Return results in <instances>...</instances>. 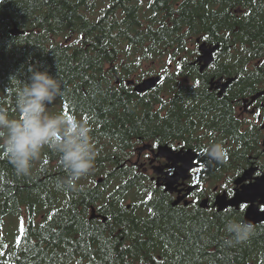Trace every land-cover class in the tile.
<instances>
[{"label":"trees","instance_id":"16d2710c","mask_svg":"<svg viewBox=\"0 0 264 264\" xmlns=\"http://www.w3.org/2000/svg\"><path fill=\"white\" fill-rule=\"evenodd\" d=\"M95 1L0 0V107L15 118L30 68L46 71L62 86L50 107L87 124L97 150L71 191L58 153L43 149L18 177L0 152V264H264V225L226 246L225 225L241 212L174 208L128 163L143 142L177 140L199 153L203 184L264 170V130L238 110L264 92V0ZM12 25L24 35L9 36ZM197 39L220 46L203 74L189 60ZM164 57L169 64L154 72ZM155 75L160 83L143 95L126 84ZM231 78L220 98L209 91L211 79ZM214 143L226 149L220 161L206 156ZM98 175L103 183H84Z\"/></svg>","mask_w":264,"mask_h":264},{"label":"clouds","instance_id":"9594fccd","mask_svg":"<svg viewBox=\"0 0 264 264\" xmlns=\"http://www.w3.org/2000/svg\"><path fill=\"white\" fill-rule=\"evenodd\" d=\"M29 72V82L15 93L16 117H10L7 109L0 107V152L18 177L30 175L43 149L58 153L59 163L67 172L61 185L65 190H74L76 182L93 169L97 157L90 128L63 113H50L49 106L61 94V82L46 71L30 68ZM225 154L222 143H214L206 150L207 158L215 161ZM224 231L229 234L224 244L231 247L246 242L254 226L244 219H231Z\"/></svg>","mask_w":264,"mask_h":264},{"label":"water","instance_id":"95a60500","mask_svg":"<svg viewBox=\"0 0 264 264\" xmlns=\"http://www.w3.org/2000/svg\"><path fill=\"white\" fill-rule=\"evenodd\" d=\"M7 33L11 37H18L24 34V32L18 29L16 25L8 29ZM196 43L198 44L199 55L192 65H198L199 72L203 73V71L213 64L214 53L219 50L220 46L218 44L207 45L205 42L200 43L199 39L196 40ZM160 81L161 77L155 75L145 78L137 83L134 80H129L126 84L127 86L133 87V92L137 95H143L155 90ZM234 81V78L227 79L226 81H223L222 79H211L209 85L211 90H219L218 96L221 97ZM263 94L264 92L256 94L251 99L250 103H253ZM261 129L264 130V125ZM149 148L150 146L144 145L140 147L138 151L141 153ZM154 157L165 158L168 162L166 167L174 170L173 174L170 176L165 174L166 177L164 179L163 187L165 188L164 191L166 193L171 195L176 193L179 195L178 198L172 202V206H177L197 188L196 185H193L187 187L185 190H181L179 189L181 185H178L179 181L182 180L184 182L190 178L188 175L189 171L199 167L197 164V154L192 150L175 152L167 145H163L158 147L157 153L154 154ZM257 171L258 168L253 166L244 170L242 174L234 180L232 196L228 197L225 192L216 195L213 205L216 207L217 212H223L228 208L238 211L243 205L244 211L242 219L250 221L254 227L257 225H264V171L260 175L255 176ZM155 174H163V168L156 167ZM98 182H102V179H99ZM214 191H216V189ZM182 193L184 194L181 195ZM187 204V202L184 203V205ZM207 207L208 201H201L200 208L206 209ZM94 217L95 213L92 210L91 218Z\"/></svg>","mask_w":264,"mask_h":264},{"label":"flooded vegetation","instance_id":"af4514ba","mask_svg":"<svg viewBox=\"0 0 264 264\" xmlns=\"http://www.w3.org/2000/svg\"><path fill=\"white\" fill-rule=\"evenodd\" d=\"M195 44H196V41H195ZM190 50L191 51L196 50L195 56H194V58H192V60L190 62L192 70L197 71L199 74H203V73L199 72V66L198 65H192V63L196 60V58L199 55L198 50H197V44H196V47L194 46L193 50L192 49H190ZM210 67H208L205 71L209 70ZM172 68L173 67H171V69ZM205 71H203V72H205ZM208 87H209V82H208ZM132 90H133V87H132ZM209 91L211 93L215 94L218 98H220L218 96L219 90L209 89ZM259 93H262V92H259ZM255 95L250 96L248 99H243L242 100L243 103H242L241 107L238 108V110L241 111L243 116L247 117L250 122L256 121L259 124H263L262 122H264V102L262 100H263L264 94L261 95L258 99H256L255 102H253L252 104H249V102H251V99ZM263 140H264V138H263ZM263 140H262V142H263ZM143 145H148V146H150V148L139 153L138 149L140 147H142ZM163 145L164 144H161L159 142L158 143L157 142L156 143H154V142H149V143L143 142L142 144H140L139 146H137L135 148L134 156L130 159V161L128 163L130 166L133 165L143 176H146L149 180V183L154 188H156L160 192L165 193L164 187H163L164 179L166 177L165 174H168V176H170L173 174L174 170L172 168L166 167L168 165V162L165 158H160V157L155 158L154 157V154L157 153L158 147L163 146ZM165 145H167V144H165ZM167 146L170 147L175 152L192 150L193 152H195L197 154V164H199V168L192 169L191 171H189V173H188V175L190 176L189 179H187L184 182L179 181V184H181V186L179 188L181 190H185L187 187L192 186V185H197L198 186L197 190L192 192L183 202H181L177 206H174V208H187V209L188 208L189 209L195 208V207L200 208L199 205H200L201 201L205 199L208 201V207L205 210H203V209H201V210L204 212H207L208 214H212V215L213 214H219L217 212L216 207H214V205H213L214 201H215V196H216L215 191H213L214 193L211 192V194H207V192H203V191H202V193H198V191H200L201 187H204L206 183L210 184L209 180L205 184H203L200 182V179H198V177L200 176L199 170L201 168V163H199V160H200L199 153L196 150H194L193 148H186L181 141H177V140H174L173 145H167ZM134 158H135V161H134ZM156 167H162L163 168V174L156 175L155 174V168ZM235 177H234V179H235ZM234 179L231 182H228L227 178L223 177V179L221 180V183L223 184V182H227L228 184H231L232 187H234V184H233ZM182 195H183V193H182ZM167 196L169 197L170 204H172V202L175 201L179 195L175 193L173 195L167 194ZM185 202H187L188 204L184 205ZM228 211L240 212V209L238 211H236L234 209H228V210L221 212V213H225ZM95 215H96V218H94V220H100L102 223L106 222V218H107L106 216L98 215L96 213H95ZM104 217H106V218L103 219Z\"/></svg>","mask_w":264,"mask_h":264},{"label":"rangeland","instance_id":"374dc122","mask_svg":"<svg viewBox=\"0 0 264 264\" xmlns=\"http://www.w3.org/2000/svg\"><path fill=\"white\" fill-rule=\"evenodd\" d=\"M95 2L99 3V0H97ZM98 15H99V13H98V10H97L96 14L94 15L93 18L96 19L98 17ZM188 47H189V49L193 50L194 49L193 43L190 42ZM189 60L191 61L192 59H189ZM168 64H169V58L168 57H164V58H162L160 61H158L156 63V66H154L153 70L156 73H161V72H163L164 67H166ZM107 67H109V66H107ZM134 80H135V77H134ZM49 111H50V113L58 114V107H56V106L55 107H50L49 106ZM107 149L109 150L110 148L108 147ZM134 161H135V158H134ZM110 171H111V167L108 166V165H106L105 168L103 169V173L104 172L109 173ZM98 177H102V176H100V175L95 176L93 179L84 181V183L88 184V185H94L96 183ZM223 183H227V182H223ZM112 187L113 186L110 184L107 188L111 189ZM231 187H232L231 184H226L225 186H222L221 181L217 185H212V184L206 183L204 188H203V192L205 191V188L208 189V193H211V192H213L216 189L215 193L221 194V193L226 192L227 190L231 189ZM201 189H202V187H201ZM129 201L130 200H127V202H129Z\"/></svg>","mask_w":264,"mask_h":264},{"label":"snow or ice","instance_id":"6c2138e0","mask_svg":"<svg viewBox=\"0 0 264 264\" xmlns=\"http://www.w3.org/2000/svg\"><path fill=\"white\" fill-rule=\"evenodd\" d=\"M242 207H243V205H242Z\"/></svg>","mask_w":264,"mask_h":264}]
</instances>
